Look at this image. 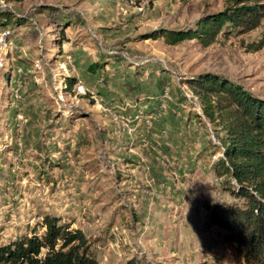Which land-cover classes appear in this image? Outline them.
Listing matches in <instances>:
<instances>
[{
  "label": "rangeland",
  "instance_id": "obj_1",
  "mask_svg": "<svg viewBox=\"0 0 264 264\" xmlns=\"http://www.w3.org/2000/svg\"><path fill=\"white\" fill-rule=\"evenodd\" d=\"M231 3L0 0L18 20L0 26V244L42 235L49 214L83 231L96 264H242L209 217L241 203L213 167L226 134L187 80L264 98V18L206 46L154 37Z\"/></svg>",
  "mask_w": 264,
  "mask_h": 264
},
{
  "label": "trees",
  "instance_id": "obj_2",
  "mask_svg": "<svg viewBox=\"0 0 264 264\" xmlns=\"http://www.w3.org/2000/svg\"><path fill=\"white\" fill-rule=\"evenodd\" d=\"M21 2L23 0H5ZM264 18V0H232L225 9L200 18L194 28L159 30L170 43L194 37L206 46L223 26L245 32ZM17 16L0 7V26L15 23ZM24 21V20H23ZM225 29V28H224ZM64 35V34H63ZM264 47V35L252 50ZM95 70V65L89 67ZM75 78H68L72 86ZM203 105V114L225 131L224 154L214 163L215 173L223 177L224 189L241 203L210 208L212 223L227 231L242 264H264V98L255 97L241 86L222 77L203 73L187 80ZM42 235H25L0 244V264H96L87 238L79 228H70L55 215L43 216ZM124 264H140L130 258Z\"/></svg>",
  "mask_w": 264,
  "mask_h": 264
}]
</instances>
